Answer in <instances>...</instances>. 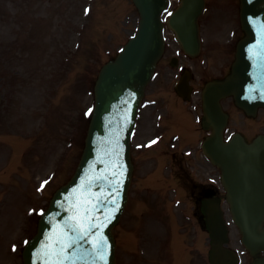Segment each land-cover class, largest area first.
<instances>
[{
  "label": "water",
  "instance_id": "obj_1",
  "mask_svg": "<svg viewBox=\"0 0 264 264\" xmlns=\"http://www.w3.org/2000/svg\"><path fill=\"white\" fill-rule=\"evenodd\" d=\"M135 1L144 15L142 31L138 38L128 43L116 61L110 62L102 70L96 87L97 106L91 122L85 154L72 181L57 192L48 212L43 216L39 235L27 248V264H55L58 260L63 264H88L90 262L89 259L80 261L79 252L86 242L87 235L92 234L99 223H103L102 213L96 212L93 204L100 167L102 163L105 167L114 150L117 151L127 145L125 159L130 166V173L124 192L126 200L131 175L129 131L132 129L135 115L133 118V115L129 114L126 120H121L110 111L120 105V99L127 92L134 91L136 97L142 95L145 83L150 78L152 65L163 50V39L158 38V30L160 12L166 3V0ZM253 7L254 4L249 8ZM262 9L264 6L249 12H259ZM253 40L255 41L256 38ZM181 41L186 48L197 47L198 44L197 38H181ZM249 61L241 46L234 69L235 74L230 82L216 83L208 92L207 103L212 111L207 113L211 115L213 111H217L221 117L216 133L206 142L205 149L226 172L225 183L230 192L228 198L232 204V213L244 234V242L254 252L259 246L264 245V229L262 228L264 194L257 197L254 194L245 193L248 190H254L258 184L261 189H264L263 184L254 177L260 171L264 178V140L251 147L241 139L230 146L224 144L221 134L223 120L218 105V96L234 92L239 104L246 109L256 106L259 100H247V95L243 92L244 84L252 83ZM119 138H121L120 141L115 145ZM205 209L208 215V227L213 237L214 261L221 260L222 264L228 261L227 264H234V254L224 249L222 245L224 240H227V236L219 199L208 201ZM119 216L120 213L107 231L112 242L111 229ZM81 223L86 229L90 228L87 235H84L79 227L75 231L72 230L71 226ZM92 225L95 227H91ZM45 239L48 240L47 248L39 251L38 244ZM69 243H72V247H64ZM110 264H114V250ZM255 264H264V260H257Z\"/></svg>",
  "mask_w": 264,
  "mask_h": 264
},
{
  "label": "rangeland",
  "instance_id": "obj_2",
  "mask_svg": "<svg viewBox=\"0 0 264 264\" xmlns=\"http://www.w3.org/2000/svg\"><path fill=\"white\" fill-rule=\"evenodd\" d=\"M49 1L28 0L25 2V0H0V77L5 75L4 68L6 69L7 67L9 70L8 64H20V70L25 73L26 78L33 80V83L39 86L29 88L31 96L29 102L31 105L42 103L43 112L48 111L45 114H48L49 117L44 114L42 123L46 119L52 118L50 116L51 110L55 108V110L59 111L61 107L68 103L67 98L70 96L73 97L75 84L77 80L81 81L85 64L86 112L92 108V89L99 68L105 61L114 56L119 47L128 39V35L136 25L137 17V12L131 0H95L91 15L89 18H84L80 14L83 1L75 0L73 15L69 19L70 29L67 34L62 33V38H40L37 48L27 47L28 44H34L35 39L16 38L20 29L23 28L22 23L18 22L19 14L21 13V16H24L28 20H33L38 13L51 18L54 13V6ZM10 9H13V11H10ZM56 24L58 26V23ZM71 24L75 26L74 30ZM113 28L115 29L114 35L117 38H101V33L104 30L107 31ZM14 38H16V42L13 41ZM21 40L26 47L20 44ZM210 40H213V38H210ZM211 43L208 40L205 53L201 59L209 58L208 62L211 65L209 68L215 71L220 66V59L225 58V61L229 62L233 54H225L226 52L218 49L215 52V56L210 58L208 57V47ZM77 45H79V49L75 50L74 46ZM8 46H12L14 49L18 47L22 48L20 51H16L15 56L17 58L8 52ZM10 57L14 59L12 60ZM196 62L199 65L202 63L200 59ZM197 73H199V76H205V74L200 72L199 67ZM216 74H220V70H216ZM22 78L26 79L25 77ZM35 93H37L36 96H34ZM4 103L0 110V137L2 138L8 136L7 134L11 132V128L22 127V119L20 116L22 112L18 113L17 107L16 113H13V111L9 112L5 101ZM66 112L67 109L63 110V113ZM233 121L234 126H239V123H241V117L237 112ZM65 130H68V128ZM42 142V146L44 147L48 141L47 139H43ZM50 146L51 143H49ZM56 147L58 145L53 146L54 150L52 153H54ZM19 153V149H16L13 145L11 147H2V150H0V167L6 164L8 157L10 164L15 163ZM71 166L72 159H69L65 172L69 168L71 170ZM52 169H54V166L50 170ZM64 179L65 173L62 172L57 174L54 182H62ZM15 190L16 187L12 192ZM31 194H35L34 190H32ZM46 195L47 193L43 194L41 199L39 198L42 206L45 205ZM27 203L23 207H35L37 202L34 198ZM26 224L28 225V219H26ZM31 228L32 224L29 227L27 226L24 234L18 239L29 235ZM234 239L235 241L239 239L237 231H234Z\"/></svg>",
  "mask_w": 264,
  "mask_h": 264
},
{
  "label": "snow or ice",
  "instance_id": "obj_3",
  "mask_svg": "<svg viewBox=\"0 0 264 264\" xmlns=\"http://www.w3.org/2000/svg\"><path fill=\"white\" fill-rule=\"evenodd\" d=\"M153 143H155V141H153ZM118 207V206H117ZM85 211H87V209H85ZM72 227V230L75 231L77 227H79L80 231L84 234V235H87L88 231H90V228H85L84 225L81 223L77 226H71ZM91 227H95V225H92ZM82 238V237H80ZM64 247L66 248H70L72 247V243H69L67 245H65ZM61 251H63V249H61ZM99 259L103 260L104 259V253L103 252H100L99 253ZM55 264H63L62 261H56Z\"/></svg>",
  "mask_w": 264,
  "mask_h": 264
},
{
  "label": "flooded vegetation",
  "instance_id": "obj_4",
  "mask_svg": "<svg viewBox=\"0 0 264 264\" xmlns=\"http://www.w3.org/2000/svg\"><path fill=\"white\" fill-rule=\"evenodd\" d=\"M184 186H187V184H186V180H185V182H184Z\"/></svg>",
  "mask_w": 264,
  "mask_h": 264
}]
</instances>
